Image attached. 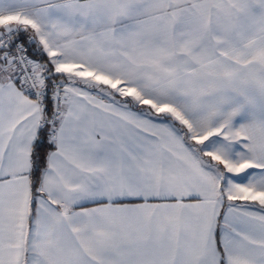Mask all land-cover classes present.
<instances>
[{
    "label": "snow or ice",
    "instance_id": "obj_1",
    "mask_svg": "<svg viewBox=\"0 0 264 264\" xmlns=\"http://www.w3.org/2000/svg\"><path fill=\"white\" fill-rule=\"evenodd\" d=\"M0 264H264V0H0Z\"/></svg>",
    "mask_w": 264,
    "mask_h": 264
}]
</instances>
